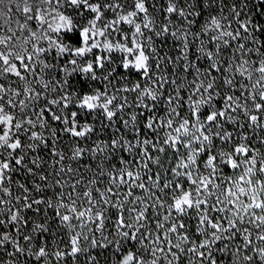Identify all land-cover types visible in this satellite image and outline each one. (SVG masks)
Returning <instances> with one entry per match:
<instances>
[{
  "label": "snow or ice",
  "instance_id": "6c2138e0",
  "mask_svg": "<svg viewBox=\"0 0 264 264\" xmlns=\"http://www.w3.org/2000/svg\"><path fill=\"white\" fill-rule=\"evenodd\" d=\"M0 264H264V0H0Z\"/></svg>",
  "mask_w": 264,
  "mask_h": 264
}]
</instances>
